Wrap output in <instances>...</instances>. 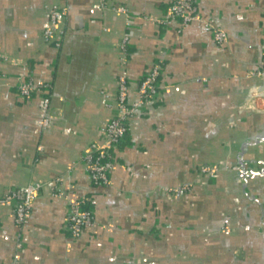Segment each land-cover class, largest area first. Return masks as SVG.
Masks as SVG:
<instances>
[{
  "label": "crops",
  "instance_id": "0c3cea01",
  "mask_svg": "<svg viewBox=\"0 0 264 264\" xmlns=\"http://www.w3.org/2000/svg\"><path fill=\"white\" fill-rule=\"evenodd\" d=\"M170 1L106 0L126 16L102 0H0V264H264V0H195L185 26L159 22ZM57 3L60 47L43 37ZM154 62L162 94L130 119L110 183L96 185L84 157L116 114L118 78L127 71L134 102ZM29 76L49 90L21 97ZM33 182L44 187L21 225L5 197ZM89 199L93 220L72 238L70 205Z\"/></svg>",
  "mask_w": 264,
  "mask_h": 264
},
{
  "label": "built area",
  "instance_id": "2783aa9c",
  "mask_svg": "<svg viewBox=\"0 0 264 264\" xmlns=\"http://www.w3.org/2000/svg\"><path fill=\"white\" fill-rule=\"evenodd\" d=\"M102 0V6L106 10L129 16L128 10L124 6L109 5ZM68 15V6L66 3H57L50 8L49 24L44 28L43 37L48 44H54L56 47L61 46V38L65 34V23ZM195 16V0H171L165 16L159 22L167 24L171 20L178 21L181 26H185L192 22ZM127 26H130L128 22ZM215 40L219 44H223L225 35L220 30H214ZM130 48V36L125 33L120 44L123 63L127 62ZM5 59L0 54V60ZM162 67L159 62H154L151 67L142 75L138 87V100L131 102L129 100V76L126 70H123L118 78V89L115 96L116 114L102 129V142L94 145L92 150L84 157L87 170L92 182L96 185H108L110 183V174L116 164L115 150L122 144L128 135L129 121L132 117L144 110L147 101L158 99L163 87L160 85ZM255 75L264 82V59L255 71ZM49 86L46 84H38L29 76L22 79L17 84L18 94L26 99H30L37 91H48ZM103 107H111L112 95L106 91H101ZM43 109L45 117L40 122L42 128H47L51 123L52 117L50 112V95L43 99ZM216 168L203 167L202 173L214 174ZM44 184L33 182L25 186L17 187L8 192L5 199L14 204V218L18 224H25L28 221L32 211L33 200L42 190ZM57 195L66 198L69 195L57 188ZM90 206L85 207L86 200L72 202L67 218V229L72 238H79L84 229L91 224L93 220V205L95 201L89 199ZM18 264V262H14Z\"/></svg>",
  "mask_w": 264,
  "mask_h": 264
}]
</instances>
